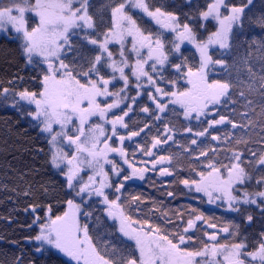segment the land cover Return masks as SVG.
<instances>
[{
  "label": "snow or ice",
  "instance_id": "6c2138e0",
  "mask_svg": "<svg viewBox=\"0 0 264 264\" xmlns=\"http://www.w3.org/2000/svg\"><path fill=\"white\" fill-rule=\"evenodd\" d=\"M254 8L0 0V32L35 73L0 81V101L45 158L11 189L36 246L14 241L3 264H264V10ZM137 181L169 199L179 184L241 222L133 194Z\"/></svg>",
  "mask_w": 264,
  "mask_h": 264
},
{
  "label": "trees",
  "instance_id": "16d2710c",
  "mask_svg": "<svg viewBox=\"0 0 264 264\" xmlns=\"http://www.w3.org/2000/svg\"><path fill=\"white\" fill-rule=\"evenodd\" d=\"M100 2L102 3L103 0ZM199 2L203 3L204 0ZM254 4V13L259 14L264 10V0H254ZM185 47L191 48L190 45ZM239 55H243V50ZM17 73L24 78V81H29V78L35 74L31 67L26 68L19 59L16 44L9 40L7 35L0 34V81L10 80ZM24 86L32 87V84L29 82ZM37 146H43L42 139L38 140L36 133L15 109L6 107L5 102L0 101V264L5 260H11L14 254H18L19 249L13 245L14 241L19 242L29 253L36 246L26 241V237L35 235V231H30L27 227L32 217L23 211L27 201L21 195H14L11 189L17 186L24 187L19 177L29 172L31 168H40L44 164L45 158L36 156L33 151ZM181 163L183 164L181 168H185L187 158ZM25 180L31 181V176H25ZM4 185H7L8 191L4 189ZM249 211L256 215L255 209ZM7 217H11V221L6 219ZM227 218L223 216L221 220ZM230 219L239 222V217L235 215H231ZM260 229L261 224L257 222L249 231ZM50 264H55V261H51Z\"/></svg>",
  "mask_w": 264,
  "mask_h": 264
},
{
  "label": "flooded vegetation",
  "instance_id": "af4514ba",
  "mask_svg": "<svg viewBox=\"0 0 264 264\" xmlns=\"http://www.w3.org/2000/svg\"><path fill=\"white\" fill-rule=\"evenodd\" d=\"M169 151L172 152L173 154H176L179 152V149L173 146L169 149ZM137 158L140 159L139 156ZM182 165H183L182 163H178L177 168H181ZM181 178H183L182 175H181ZM149 179L156 181L157 184L161 183V181L157 180L156 174H150ZM163 183L167 185L170 183V181L164 180ZM166 190L174 192L175 199H169V198L163 197L162 192H157L146 181L145 182L137 181L135 186L132 189L133 194L145 193L156 199H163L164 202L168 203L170 207H178L181 205H191L192 207L200 208L201 211L205 212L206 215H213L220 219L223 216L228 217L227 219L231 218V215H228L224 208L217 207L216 205L208 204L203 199H194L191 195L186 193L179 184L173 183L172 186L167 187ZM200 196H202V194H200ZM239 222H240V219H239Z\"/></svg>",
  "mask_w": 264,
  "mask_h": 264
},
{
  "label": "rangeland",
  "instance_id": "374dc122",
  "mask_svg": "<svg viewBox=\"0 0 264 264\" xmlns=\"http://www.w3.org/2000/svg\"><path fill=\"white\" fill-rule=\"evenodd\" d=\"M0 34H5V33H3V32H0ZM6 35V34H5Z\"/></svg>",
  "mask_w": 264,
  "mask_h": 264
}]
</instances>
